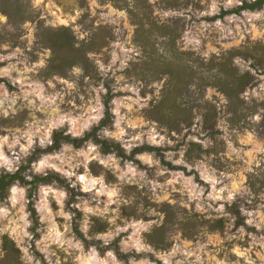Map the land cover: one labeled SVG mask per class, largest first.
Masks as SVG:
<instances>
[{
	"label": "clouds",
	"instance_id": "clouds-1",
	"mask_svg": "<svg viewBox=\"0 0 264 264\" xmlns=\"http://www.w3.org/2000/svg\"><path fill=\"white\" fill-rule=\"evenodd\" d=\"M18 3L15 22L0 11V177H13L0 191V260L7 237L15 264H264V62L247 55L264 46V3ZM101 29L105 44L87 47ZM64 30L87 71L53 68L55 42L41 41ZM225 60L231 83L248 77L234 99L216 83ZM153 61L208 81L175 101L190 125L157 112L172 72ZM196 218L207 223L184 227Z\"/></svg>",
	"mask_w": 264,
	"mask_h": 264
},
{
	"label": "trees",
	"instance_id": "trees-1",
	"mask_svg": "<svg viewBox=\"0 0 264 264\" xmlns=\"http://www.w3.org/2000/svg\"><path fill=\"white\" fill-rule=\"evenodd\" d=\"M260 3H264V0H260ZM0 10L4 11L7 15H9V17L13 19L14 22L22 18V10L18 3V0H0ZM152 27H155V25L153 24ZM159 34H170V30L168 28H161L159 29ZM137 37L145 45V49L147 52V49L150 45L148 41V34L144 31L142 23L140 24V28L137 32ZM53 41L55 42V46L53 47V61H52L53 68H55L56 65H68L77 60H80L84 62L86 71L88 70V62L84 59L83 49L76 50L72 47V38L70 37V34L68 33L67 30H64L59 33H53V32L45 33L43 35V39L41 42L47 46ZM94 44H95V39L92 37L91 44L87 45V47L91 49H96L97 47H95ZM152 51L154 54L155 49H153ZM226 65H227V60H225V66H223L221 70L225 72L228 78L224 80L218 79L216 80V83L220 85V89L222 91L226 92L230 98L234 99L238 87L243 86L244 82L248 79V77L245 76L243 79L239 81L238 84L231 83L230 81L233 78ZM146 67H158V70L160 71L172 72V78L170 79L169 84L167 86L168 92L165 97V102L164 104L161 105V108L158 109L157 112H159L161 109L171 112V118L166 121L170 128H177L176 122L181 120L187 121L190 125L191 112L187 107H181L180 104H177L175 101L179 99L181 101V104L184 103V96L188 93V85L192 83L194 79L198 80L200 84L207 83L208 81L204 80L202 76L198 74L197 71H194L190 67H187L181 63H176V64L165 63L163 65L157 66L156 61H153L152 65H146ZM235 107L236 104L233 103L231 105V108H235ZM214 115H215V110L213 108V110L210 111L209 114L205 116L206 128L211 126V122ZM58 138H59V134H57V139ZM107 147L108 145L105 144V148ZM49 151H51V149H49ZM136 151H140V149H137ZM169 167H171V165H169ZM21 171H23V169H21ZM17 176H19V173H17ZM53 178H57V177H53L50 175L46 179H53ZM9 179H13V177H0V191H2L4 185L7 183ZM37 182H41L39 177L35 178V180L33 181V186H35V183ZM29 208H31V205H29ZM166 210H168L167 206H166ZM77 215L79 216L80 214L77 213ZM33 216H35L34 210H33ZM204 222L207 223L206 221ZM197 223H203V222H199L195 219L193 222L184 225V227L188 229H192L195 228ZM211 227L222 228L223 221H216L211 225ZM4 241H5L4 248L8 251V256L6 257L5 260H1V262H7V264H15L18 252L15 249L14 244L7 237L4 238Z\"/></svg>",
	"mask_w": 264,
	"mask_h": 264
},
{
	"label": "rangeland",
	"instance_id": "rangeland-1",
	"mask_svg": "<svg viewBox=\"0 0 264 264\" xmlns=\"http://www.w3.org/2000/svg\"><path fill=\"white\" fill-rule=\"evenodd\" d=\"M1 11V10H0ZM6 14V13H5ZM10 18V17H9ZM10 22H14L13 19L10 18ZM110 36V32L105 30V29H101L99 31V33L97 35H94L93 38L95 39V47H97L96 49L98 50L102 45L105 44L106 40L105 38ZM13 39H15L13 37ZM247 55L249 56H257L260 58L261 62H264V46H254L252 49H250L248 52H247ZM255 66V65H253ZM206 128V127H205ZM192 148L193 149H196L198 148L197 146H194L192 145ZM250 180L252 179V177L249 178ZM257 182H259L261 185H264V179H259L257 178ZM197 221L199 222H203L205 223L204 221L200 220L199 218H196ZM39 255V254H38ZM0 264H7V262H1L0 260Z\"/></svg>",
	"mask_w": 264,
	"mask_h": 264
}]
</instances>
